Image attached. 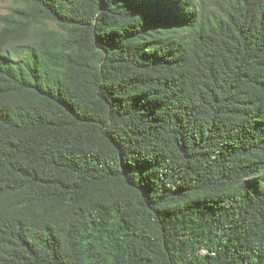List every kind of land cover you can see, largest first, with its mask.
I'll list each match as a JSON object with an SVG mask.
<instances>
[{
    "label": "trees",
    "instance_id": "trees-1",
    "mask_svg": "<svg viewBox=\"0 0 264 264\" xmlns=\"http://www.w3.org/2000/svg\"><path fill=\"white\" fill-rule=\"evenodd\" d=\"M9 2L0 264H264V0Z\"/></svg>",
    "mask_w": 264,
    "mask_h": 264
},
{
    "label": "rangeland",
    "instance_id": "rangeland-1",
    "mask_svg": "<svg viewBox=\"0 0 264 264\" xmlns=\"http://www.w3.org/2000/svg\"><path fill=\"white\" fill-rule=\"evenodd\" d=\"M10 6L9 0H0V14L6 13Z\"/></svg>",
    "mask_w": 264,
    "mask_h": 264
},
{
    "label": "built area",
    "instance_id": "built-area-1",
    "mask_svg": "<svg viewBox=\"0 0 264 264\" xmlns=\"http://www.w3.org/2000/svg\"><path fill=\"white\" fill-rule=\"evenodd\" d=\"M204 253L206 252V251H203Z\"/></svg>",
    "mask_w": 264,
    "mask_h": 264
}]
</instances>
